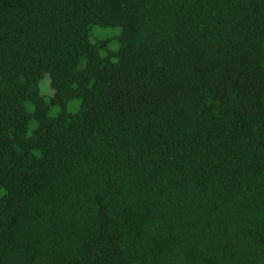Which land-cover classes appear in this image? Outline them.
<instances>
[{"label": "trees", "instance_id": "16d2710c", "mask_svg": "<svg viewBox=\"0 0 264 264\" xmlns=\"http://www.w3.org/2000/svg\"><path fill=\"white\" fill-rule=\"evenodd\" d=\"M0 264H264V0H0Z\"/></svg>", "mask_w": 264, "mask_h": 264}, {"label": "rangeland", "instance_id": "374dc122", "mask_svg": "<svg viewBox=\"0 0 264 264\" xmlns=\"http://www.w3.org/2000/svg\"><path fill=\"white\" fill-rule=\"evenodd\" d=\"M47 76H45L43 79H42V81H41V87L42 88H44V86H46L47 85Z\"/></svg>", "mask_w": 264, "mask_h": 264}]
</instances>
